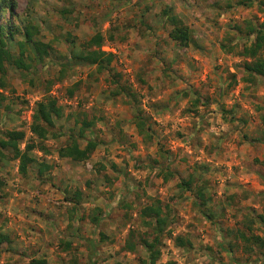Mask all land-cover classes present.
<instances>
[{"label": "rangeland", "instance_id": "374dc122", "mask_svg": "<svg viewBox=\"0 0 264 264\" xmlns=\"http://www.w3.org/2000/svg\"><path fill=\"white\" fill-rule=\"evenodd\" d=\"M171 14L189 27L187 45L167 35ZM12 15L49 53L19 66V35L3 43L0 130L31 138L45 94L60 115L43 149H32L48 164L41 173L36 163L20 173L15 159L0 166V264H146L138 210L153 197L169 220L155 264H264V244L252 238L264 236V77L246 75L238 54L253 38L248 25L264 20V0H15ZM96 32L113 54L109 71L68 58L94 48L85 40ZM82 117L92 121L83 129L92 151L59 156ZM181 178L203 186L204 207Z\"/></svg>", "mask_w": 264, "mask_h": 264}, {"label": "trees", "instance_id": "16d2710c", "mask_svg": "<svg viewBox=\"0 0 264 264\" xmlns=\"http://www.w3.org/2000/svg\"><path fill=\"white\" fill-rule=\"evenodd\" d=\"M14 4L15 0H0V67L2 61L8 56V50L3 46V43L6 39L12 38L15 33L19 35V37L14 40L18 48L17 65L21 66V64H23V58L25 56L30 58V54L36 61H41L43 57L47 56L49 53L47 44L35 35L37 32L32 29L29 23L18 26L13 22L12 8ZM6 10L9 11L10 19L4 17V12ZM169 20L171 26L167 30V35L177 44L187 45L191 39L189 27L176 19L173 14L170 15ZM247 33L252 34L253 38L248 43L242 44L238 49V54L243 57L241 61L242 70L249 77H264V20H261L257 24H249ZM101 41L102 36L99 32L92 34L85 42L87 46L92 45L94 48L85 47L84 51H79L76 54L70 53L68 58H72L74 63H93L94 69L97 72L109 71L111 69L110 62L113 54L110 51L100 49ZM115 87V93L120 89V91L127 96H131L129 88L125 85L118 86L116 84ZM71 92L72 89L69 88L68 94ZM59 115L60 110L56 104V98L50 94H45L34 102L31 112V121L28 126L32 134L31 138H25V132L20 128H4L0 130V166L4 161L15 159L17 161V169L20 173H25L28 165L32 163L37 164V171L39 173L48 167L45 161L37 160L32 149L35 146L43 149L42 140L52 133L54 117ZM134 117L140 118L138 112L134 114ZM75 122L77 121L75 120ZM91 124L92 121L90 119L85 117L80 118L78 130L75 134H68L71 141L58 149V155L67 156L76 161L86 159L92 151L95 141L90 137H85L83 129ZM77 138L84 140L82 146H79ZM21 143H23L22 146L20 145ZM191 179L192 178H181L179 184L190 190L194 195L196 203L200 207H204L206 199L203 186L198 185L191 188ZM165 207V203L159 198L153 197L140 206L138 210L140 223L146 228L144 232L137 235L138 243L142 245L146 252V264H155L158 257L161 238L169 221L168 215L165 212ZM207 215L209 216L210 214L208 213ZM259 217L264 228V218L261 215ZM133 232L134 228H129L127 237L124 240V245L128 249H133L134 247L135 242L129 239V237L133 235ZM5 238V234L0 232V241ZM252 238L260 245L264 244V236L255 235L252 236ZM174 240L175 243L179 245L185 246L186 244H190L188 238H184L180 235H175ZM26 264H47V261L44 256H35L30 257Z\"/></svg>", "mask_w": 264, "mask_h": 264}]
</instances>
